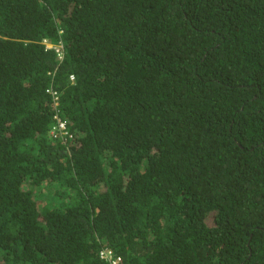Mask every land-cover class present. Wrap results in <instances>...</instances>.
Masks as SVG:
<instances>
[{
  "label": "trees",
  "instance_id": "1",
  "mask_svg": "<svg viewBox=\"0 0 264 264\" xmlns=\"http://www.w3.org/2000/svg\"><path fill=\"white\" fill-rule=\"evenodd\" d=\"M103 248L264 264V0H0V264Z\"/></svg>",
  "mask_w": 264,
  "mask_h": 264
},
{
  "label": "built area",
  "instance_id": "2",
  "mask_svg": "<svg viewBox=\"0 0 264 264\" xmlns=\"http://www.w3.org/2000/svg\"><path fill=\"white\" fill-rule=\"evenodd\" d=\"M44 43L46 44V47L48 49H54L58 59L62 60L64 57V49H63V45L62 43H58V44H50L48 43L46 40L44 41ZM71 80H74V76L70 77ZM48 93H51L53 96V99L55 101H57L58 99V95L57 92L53 91L52 89H48L47 90ZM58 123V133L56 134L55 130L51 133L52 136H54L55 138L57 137H64L68 135V131H67V126L66 124L58 117L55 116L54 117ZM62 141L64 143H66L65 141H67V139H62ZM99 258L104 261L106 264H120L121 262V258L119 256H117L115 254V252L112 249H108V248H103L102 250H100L99 252Z\"/></svg>",
  "mask_w": 264,
  "mask_h": 264
},
{
  "label": "clouds",
  "instance_id": "3",
  "mask_svg": "<svg viewBox=\"0 0 264 264\" xmlns=\"http://www.w3.org/2000/svg\"><path fill=\"white\" fill-rule=\"evenodd\" d=\"M102 250V249H101ZM100 252V251H99Z\"/></svg>",
  "mask_w": 264,
  "mask_h": 264
},
{
  "label": "bare ground",
  "instance_id": "4",
  "mask_svg": "<svg viewBox=\"0 0 264 264\" xmlns=\"http://www.w3.org/2000/svg\"><path fill=\"white\" fill-rule=\"evenodd\" d=\"M217 81V80H216Z\"/></svg>",
  "mask_w": 264,
  "mask_h": 264
}]
</instances>
